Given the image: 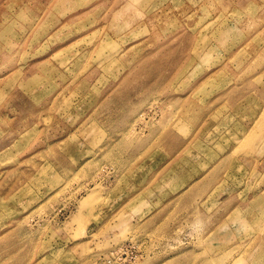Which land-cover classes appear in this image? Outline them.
Masks as SVG:
<instances>
[{"label":"rangeland","instance_id":"1","mask_svg":"<svg viewBox=\"0 0 264 264\" xmlns=\"http://www.w3.org/2000/svg\"><path fill=\"white\" fill-rule=\"evenodd\" d=\"M8 1L0 264H264V0Z\"/></svg>","mask_w":264,"mask_h":264},{"label":"crops","instance_id":"2","mask_svg":"<svg viewBox=\"0 0 264 264\" xmlns=\"http://www.w3.org/2000/svg\"><path fill=\"white\" fill-rule=\"evenodd\" d=\"M8 2V0H0V11L6 9ZM113 94L111 95L112 97L110 99L113 102L111 109L108 108V111H105L106 113L104 116V119L106 117H110L109 120L111 121L106 122L108 123L107 126L110 131L120 130L129 125L130 122H132V118L134 117V111L138 109L137 104L132 102L133 96L128 99L129 101H126L124 98L117 96V91ZM96 117L93 119H96ZM104 119L102 118V120Z\"/></svg>","mask_w":264,"mask_h":264},{"label":"bare ground","instance_id":"3","mask_svg":"<svg viewBox=\"0 0 264 264\" xmlns=\"http://www.w3.org/2000/svg\"><path fill=\"white\" fill-rule=\"evenodd\" d=\"M139 67H140V68H141V67H144V65H141V66H139ZM16 100H17V99H16Z\"/></svg>","mask_w":264,"mask_h":264}]
</instances>
